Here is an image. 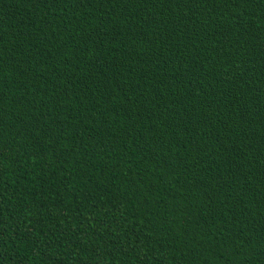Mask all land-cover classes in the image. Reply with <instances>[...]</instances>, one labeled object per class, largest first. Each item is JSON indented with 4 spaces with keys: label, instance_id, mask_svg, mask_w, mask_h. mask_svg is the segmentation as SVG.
Instances as JSON below:
<instances>
[{
    "label": "trees",
    "instance_id": "trees-1",
    "mask_svg": "<svg viewBox=\"0 0 264 264\" xmlns=\"http://www.w3.org/2000/svg\"><path fill=\"white\" fill-rule=\"evenodd\" d=\"M0 264H264V0H0Z\"/></svg>",
    "mask_w": 264,
    "mask_h": 264
}]
</instances>
